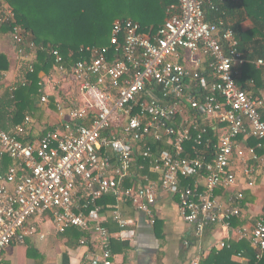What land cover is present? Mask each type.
<instances>
[{"label": "built area", "instance_id": "2783aa9c", "mask_svg": "<svg viewBox=\"0 0 264 264\" xmlns=\"http://www.w3.org/2000/svg\"><path fill=\"white\" fill-rule=\"evenodd\" d=\"M205 7L216 10L212 0H178L156 33L142 32L131 20H115L109 46L81 49L88 58L68 70L59 53L52 51L57 75L69 90H77L78 97L67 111L58 106L64 121L38 139L25 141L21 125L9 132L0 129V264L11 244L44 240L40 226L47 222L56 234L70 229L91 234L78 241L79 246L93 243L97 248L85 255V264H113L111 234L98 203L104 197L130 204L154 223L158 191L176 196L180 217L195 226L197 236L209 225L229 227L238 216L234 201L223 205L215 194L235 183L232 159L244 155L236 147L238 137L254 138L264 147V92L251 97L236 84L238 67L244 63L237 40L227 19L206 20ZM0 12V22L12 20L7 6ZM20 33L14 26L11 37L18 55L27 57L17 46ZM254 64L264 68V59ZM28 70L32 71L30 65ZM209 130L221 131L214 146ZM163 140L167 149L152 154L147 144ZM187 143L193 144V157L186 154ZM137 152L151 159L149 169L158 182L146 180L125 188ZM249 154L264 167V157L258 159L254 149ZM5 160L10 165L4 167ZM252 172L244 168L250 187ZM186 179L194 184L183 185ZM241 198L237 194L234 200ZM112 219L125 226L117 210ZM120 234L128 239L124 231ZM248 239L256 249L255 259H260L264 218ZM191 264H199L198 259Z\"/></svg>", "mask_w": 264, "mask_h": 264}, {"label": "crops", "instance_id": "0c3cea01", "mask_svg": "<svg viewBox=\"0 0 264 264\" xmlns=\"http://www.w3.org/2000/svg\"><path fill=\"white\" fill-rule=\"evenodd\" d=\"M251 27L248 19L241 22L243 31ZM0 54L9 61V69L0 79L1 93L5 88H11L24 80L23 66L31 64L35 55L32 52L25 58L19 56L9 33L0 37ZM201 69L205 71V65H201ZM258 73L255 82L249 78L243 82L242 89L251 97H258L264 92V68L259 69ZM39 76L40 96L34 109L25 115L20 124L26 129L25 141L28 142L40 138L47 131L59 128L64 118L59 115L58 106L67 111L77 98L72 97L73 94L70 95L67 88H64V94L59 91L61 88L58 79L62 76L57 75L55 68L48 74L41 72ZM42 97L46 102H42ZM25 118L29 119L27 124ZM209 131L214 134L217 142L221 131ZM259 144L260 142L254 138L236 139V147L243 151L244 155L242 158L234 155L232 159L231 169L235 174V183L226 190H218L215 194L221 204L229 205L234 201L239 206L240 212L237 217L230 220L229 227L220 224L209 225L197 236L195 226L186 223L180 217L178 197L162 193L160 190L157 193L156 204L152 208L154 223L150 222L146 214L136 211L128 203L116 202L112 198L114 204H102L99 200L98 203L102 206L103 225L111 234L113 264H191L194 259H198L199 264H227V260L216 262L212 256L224 248L230 249L231 246L238 249V252L231 255L229 264H249L250 259L255 258L256 249L248 237L254 225L264 218V167L249 154V150L254 149L258 159L263 158L264 147H259ZM139 155V152L135 154L132 175L123 182V186L125 182L131 185L142 184L146 180L158 182V176L149 168L151 178L143 174V166H136V156ZM7 165H10V161L9 164L4 161V167ZM246 166L253 171L251 187L247 185L248 180L244 173ZM190 180L193 185L194 180ZM198 187L200 191L203 190L202 180L198 181ZM237 194H242V198L235 201ZM113 210H117L125 221L124 227H120L112 219ZM40 228L46 233L44 240L27 239L24 245L11 244L2 253L4 264H85V255L97 251L93 243L88 244V247L78 244L84 236L92 238L89 233L75 229L82 233L81 238L76 241L72 239L70 232L74 229L64 234H56L48 222L42 224ZM121 231L125 232L128 239L119 238ZM242 233H246L247 238H241ZM220 243L225 247L219 248Z\"/></svg>", "mask_w": 264, "mask_h": 264}, {"label": "trees", "instance_id": "16d2710c", "mask_svg": "<svg viewBox=\"0 0 264 264\" xmlns=\"http://www.w3.org/2000/svg\"><path fill=\"white\" fill-rule=\"evenodd\" d=\"M177 5L178 0H0V11L7 6L13 13L12 20L0 22V37L7 33L11 35L13 27H19L22 38L18 48H22L26 56L32 52L35 55L31 64H25L23 79L26 83H17L15 90L5 88L0 93V129L11 131L34 109L40 96L39 74H48L55 68L53 50L59 53L68 70L76 62L88 58V54L81 49L109 46L115 20H131L140 25L142 32L156 33L168 18L169 8ZM212 5L216 10L205 7L206 20L213 22L220 17L227 19L237 40V50L243 56L244 63L238 67L235 77L236 84L242 88L247 78L255 82L259 76L258 70L262 69H257L254 62L264 59V0H212ZM2 15L0 12V18ZM246 19L252 27L243 31L241 22ZM29 65L32 67L31 72L28 70ZM8 69L9 61L0 54V79ZM209 136L210 144L214 146L216 138L210 131ZM147 145L151 146L152 154L167 149L164 140ZM192 145L187 143L184 146L190 157L194 156ZM149 162L151 159L136 156V166H143V174L151 178L148 173ZM5 163L9 164V161L5 160ZM191 183L190 179L182 181L183 185ZM130 185L124 183L125 188ZM100 203L114 204V199L104 197ZM70 232L76 241L82 236L75 229ZM237 252L238 249L231 246L212 257L216 262L227 260L229 264L231 255ZM250 260L249 264H264V255L258 260L254 257Z\"/></svg>", "mask_w": 264, "mask_h": 264}, {"label": "rangeland", "instance_id": "374dc122", "mask_svg": "<svg viewBox=\"0 0 264 264\" xmlns=\"http://www.w3.org/2000/svg\"><path fill=\"white\" fill-rule=\"evenodd\" d=\"M23 67L25 68V66H23ZM58 82H59V86L61 88L59 91L64 94V91H65L64 88L68 89V86H67L66 82L63 80L62 77L58 79ZM68 91L70 92V95L73 94L72 97H75V98L78 97V94L76 93L77 90L71 88L70 90L68 89ZM68 91H66V92L69 93Z\"/></svg>", "mask_w": 264, "mask_h": 264}]
</instances>
